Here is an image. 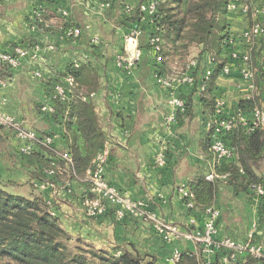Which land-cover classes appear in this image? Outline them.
Here are the masks:
<instances>
[{
  "label": "crops",
  "instance_id": "crops-1",
  "mask_svg": "<svg viewBox=\"0 0 264 264\" xmlns=\"http://www.w3.org/2000/svg\"><path fill=\"white\" fill-rule=\"evenodd\" d=\"M140 2L114 0L107 6L105 0H0V50H11L22 41L37 48V56L23 59L14 69L0 64V113L12 116L18 127L33 129L38 134L51 133L58 152L66 151L68 142L61 117L56 120L40 106L47 99V82L63 78L61 75L73 64L86 65L95 79L92 100L110 148L105 177L128 196L142 201V211L123 220L112 214L87 218L80 198L88 192V184L84 179L71 178L67 166L63 175L54 179L53 187L37 188L34 186L37 180L32 177L36 163L20 152L23 141L18 137V127L2 124L0 184L27 198L42 196L69 235L97 249L137 251L155 258L157 264H172L171 256L177 250L195 254L198 264H236L227 261L224 253L203 252L189 238L164 240L150 219V214H155L182 231L192 214L204 219L206 214L187 208L179 188L182 184L190 185L199 176L224 175L219 169L230 163L217 165L211 150L212 132L208 122L214 117L213 101L208 97L205 100L195 84L177 83L168 88L158 81L155 72L161 67L163 76L173 78L192 71L201 80L218 63L231 61L232 51H248L250 46L241 34L253 23V18L242 11L241 5L227 12L233 39L220 46L217 62L212 59L215 49L193 44L190 55L182 62L160 64L148 43L146 31L136 45L128 43L126 38L135 24L127 20L126 9L136 8ZM145 23L141 21L142 25ZM73 26L81 28L80 38H70L67 34ZM136 47L142 56L134 69L126 70L119 56L131 55ZM251 56L253 87L237 69L230 74L220 70L213 91L215 100H223L225 113L234 115L242 123L243 119L249 122L254 117L252 111L239 112L242 99L255 97L264 109V73L260 70L264 42L252 46ZM192 61L195 63L190 67ZM36 70L43 73L44 79L34 74ZM175 97L189 100L190 112L178 113L175 121H169L177 110L172 102ZM37 150L42 151L39 147ZM161 150L165 151L167 161L160 167L155 159ZM258 174L264 175V165ZM66 181L71 191L64 186ZM212 205L221 210L218 239L232 238L241 243L250 240L264 247V213L258 209V201L241 190L239 184L222 180ZM251 230L254 231L252 239ZM237 259L239 264H264V260L248 263L243 255Z\"/></svg>",
  "mask_w": 264,
  "mask_h": 264
},
{
  "label": "trees",
  "instance_id": "trees-1",
  "mask_svg": "<svg viewBox=\"0 0 264 264\" xmlns=\"http://www.w3.org/2000/svg\"><path fill=\"white\" fill-rule=\"evenodd\" d=\"M146 1L148 0H141L131 14H126V18L139 24L148 33L149 40L152 35L161 36L164 62L185 59L193 44H204L208 50L215 49L216 52L212 55L214 60L218 61L220 49L225 45L224 40L230 36L227 21L230 0H160L156 12L149 16L141 10L142 3ZM254 2L247 0L246 3L252 8ZM249 15L253 18L252 11ZM143 20L146 22L145 25L141 24ZM75 27L80 28L73 26ZM80 36L69 35L74 39ZM21 44L25 42L22 41ZM223 66L222 62L217 64L215 70L205 80L204 89L201 91L204 99L208 97L213 101L214 115L215 77ZM68 74L75 78V95L67 102L55 99L52 104L56 112L51 115L56 120L61 117L66 130L64 137L68 142V148L64 152L71 156L72 161L67 165V161L57 150L55 140L52 146H48L43 142L47 134H41L40 144L36 146L35 151L29 155L23 154L36 163V170L32 172V177L36 180L48 179L46 171L53 167L57 174L56 178H59L63 175L65 166L68 167L67 174L69 173L71 178L84 179L93 158L103 145L104 136L94 102L83 98L85 95L95 93V79L84 64L71 65ZM61 79L55 78L47 82V92ZM183 99L185 111L179 114L190 112V101L185 97ZM256 107L261 106L254 97L242 99L238 109L239 112H249ZM229 142L235 147L237 157L222 163L221 166L230 162L219 169L227 173L225 179L209 180L199 176L189 185L194 194L195 204L199 208L214 203L218 185L222 180L230 184H239L241 190L253 197L252 186L258 184L264 186V175L258 174L264 165V126L254 125L252 121L244 125L237 119L236 126L229 134ZM38 147L42 151L39 152ZM258 209L264 213V195L258 201ZM82 243L79 238L75 239L65 231L58 218L51 214L50 205L42 196L27 198L6 190L0 184V264H157L155 258L128 249L107 251L90 245L88 256V251L84 250ZM243 256L249 260L248 263L256 261L249 255ZM233 262L239 264L240 260L236 259ZM178 264H198V261L195 254L182 253Z\"/></svg>",
  "mask_w": 264,
  "mask_h": 264
},
{
  "label": "built area",
  "instance_id": "built-area-1",
  "mask_svg": "<svg viewBox=\"0 0 264 264\" xmlns=\"http://www.w3.org/2000/svg\"><path fill=\"white\" fill-rule=\"evenodd\" d=\"M114 0H105V4L110 6ZM253 6L243 2L242 0H230L228 4V11L238 9L241 5L242 11L247 14L252 11V16L255 21L243 30L241 37L244 38L248 45V51L245 53H239L237 51L231 52V61L224 64L222 72L230 74L234 69H237L240 74L250 82L253 80L254 68L252 64L251 48L256 42H264V22L262 17L264 16V4L262 0H254ZM160 0H148L141 5V10L149 15H153L157 10V5ZM135 8L127 7L126 14H131ZM67 14V12H65ZM143 28L135 23L133 24L130 32L126 38L128 43L134 45L137 44V40L143 34ZM81 28L75 27L68 30V35H81ZM232 35L224 40L225 44H229L232 41ZM150 46L152 47L156 61L162 64L165 60L164 45L160 35H152L149 40ZM37 56V48L24 45L16 44L11 50H0V64H3L10 69L18 67L22 60L28 57ZM142 51L136 47L131 55L124 56L120 55L119 60L122 63V67L126 70H132L136 67L137 61L141 58ZM214 60V57H212ZM193 66L194 61L191 62ZM260 70L264 72V60L261 63ZM34 74L37 77L44 79V75L40 70H36ZM158 81L168 87L173 88L177 83H190L197 85L198 89L202 91L205 86V80L212 74V70H208L206 74L201 78L197 79L192 71L183 72L177 74L175 77H165L161 74V67L156 69L155 72ZM253 87V82L251 84ZM76 87V81L74 76L68 74L59 82H55L53 89H49L47 92V99L41 104V110L47 114H54L56 108L52 102L56 99L62 102H67L74 97ZM95 94L83 96L84 99L92 100ZM177 110L173 113L168 120L175 121L179 112L185 111V101L182 97H175L172 100ZM253 120L254 125L264 126V109L256 107L253 109ZM236 117L234 115L226 114L224 111V102L221 98L216 99V113L214 117L208 122V128L211 130V150L214 153L216 164L222 165L224 161H229L237 157L236 149L229 142V134L233 131L236 126ZM244 124H248L246 119H243ZM0 124L5 126L18 127L19 123L10 116L0 113ZM18 137L23 141L20 146V152L25 155H29L35 151L36 146L40 144L41 134H38L33 129H27L23 127L17 128ZM44 143L48 146H52L54 143V136L47 134L44 136ZM102 148L93 158L91 166L87 170L86 177L84 180L88 184V192L80 198L81 207L84 215L90 219H98L103 216L112 214L118 220H123L127 216L137 215L142 211L144 206L140 200H135L128 196L126 193L119 190L115 185L111 184L105 177V170L110 157V148L108 145L107 137L102 138ZM60 156L67 161L69 165L72 161L71 156L67 152L59 153ZM167 156L164 150H161L156 155V165L164 166L167 161ZM56 166L55 163H52ZM48 179L37 180L34 182V186L40 189L50 188L55 185L54 179L56 178V172L54 167L46 171ZM227 173L221 174H208L206 176L209 180L215 178L226 177ZM69 191H71L69 182L64 183ZM254 198L259 201L260 197L264 195V186L262 184L252 186ZM179 194L184 200L187 208L198 213L202 212L206 214L204 219H201L197 214H192L189 217L187 227L185 230H181L179 227L162 221L157 218L155 214H150V219L153 220L155 230L163 237L166 241H171L174 238L186 237L195 242L203 252L205 253H224L227 261H234L239 256L249 255L252 258L262 261L264 260V247L248 240L247 242L241 243L232 238L218 239L219 233V218L221 210L215 205H209L205 208H199L196 206L194 201V194L190 190L189 185L182 184L179 188ZM53 216H56L54 210H50ZM249 237H254V231L249 232ZM182 256V252L175 251L171 256V263L178 264Z\"/></svg>",
  "mask_w": 264,
  "mask_h": 264
},
{
  "label": "rangeland",
  "instance_id": "rangeland-1",
  "mask_svg": "<svg viewBox=\"0 0 264 264\" xmlns=\"http://www.w3.org/2000/svg\"><path fill=\"white\" fill-rule=\"evenodd\" d=\"M189 55H190V51L188 52L187 57H188ZM187 57H185V59H186ZM185 59H182V60H179V61L182 62V61L185 60ZM67 73H68V71H67L66 73H64L63 75L66 76ZM63 75H61V76L64 78L65 76H63ZM82 245H83L84 250H87V251H88L87 255L89 256V254H90V244H87V243L83 242Z\"/></svg>",
  "mask_w": 264,
  "mask_h": 264
}]
</instances>
